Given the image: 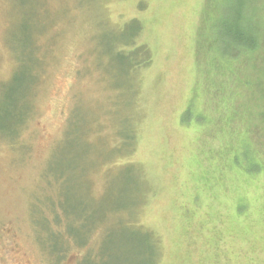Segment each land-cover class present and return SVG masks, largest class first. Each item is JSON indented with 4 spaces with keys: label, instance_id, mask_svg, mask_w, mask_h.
Instances as JSON below:
<instances>
[{
    "label": "rangeland",
    "instance_id": "rangeland-1",
    "mask_svg": "<svg viewBox=\"0 0 264 264\" xmlns=\"http://www.w3.org/2000/svg\"><path fill=\"white\" fill-rule=\"evenodd\" d=\"M237 11L256 44L227 72L216 38ZM142 45L150 63L129 71L140 56L121 52ZM13 55L27 96L43 78L21 132L0 139V264H52L38 225L66 234L59 191L93 219L60 264L99 251L143 264L126 224L156 238L155 264H264V0H0V110ZM132 127L123 151L117 133ZM126 166L143 186L135 209Z\"/></svg>",
    "mask_w": 264,
    "mask_h": 264
},
{
    "label": "trees",
    "instance_id": "trees-1",
    "mask_svg": "<svg viewBox=\"0 0 264 264\" xmlns=\"http://www.w3.org/2000/svg\"><path fill=\"white\" fill-rule=\"evenodd\" d=\"M43 8L44 5L42 4L41 11H43ZM241 23L242 22L238 11L236 13L227 15V17L225 16V18L222 21V26H221L222 29L220 31V34L219 36L217 35L219 38H216V41L220 43L219 51H221L222 56L225 60L224 63L227 72L229 71L232 72L234 60L239 58L240 48H244L245 45H248L251 48L254 47V45L256 44L254 37L250 39L243 38L246 34L250 35L251 32H247V30H245V27H242V25H240ZM50 30L51 29H47L44 32V34L39 35L37 40L35 41L36 47L42 48L43 53H44V49H46L47 47L52 48L49 44V41L54 36L53 34H51ZM132 49L129 48L127 51L121 52L122 54H125L128 57V60L130 59L131 61L133 60V57L136 58V55L140 56V61L139 60L135 62L133 61L132 62L133 64L129 65V71L134 70V68H137L138 65L145 66L150 63L151 59L147 54V51L145 50L146 48L143 45L137 47L135 52L134 51L131 52L130 50ZM11 54L13 53L11 52ZM13 59H14V63L12 67L13 69L11 71L12 72L11 76L7 79L5 86L3 88L5 92H8L6 96L7 103L5 106L4 105L1 106V110H0V139L2 138V140L4 139L6 141L14 140V138L21 132L22 127L25 125V120L28 118V115L30 114L33 107V105H31V101L33 97L32 95H34L33 92L35 90V87L39 85L42 77L40 72L37 71L36 72L37 74H35L34 72L33 77L30 76L31 79H27V83H28L27 86L31 84L27 96L25 90L23 91L21 85L19 86V83L16 81L17 79L19 81V77L22 75V71H21L22 67L20 65L21 60L17 59L19 61L18 63V61L15 60L14 55H13ZM44 72L45 71H43V73ZM24 105L26 106L29 105V107L27 106V112H25L26 114H23ZM201 125L202 124H199V127H201ZM131 131L132 132H129V134L127 135L117 133V136H119V138L121 139V143H120L121 148L119 149L123 148L122 149L123 151H125V149L127 150L130 149V151H132L133 145L135 143V135L133 134L134 133L133 127L131 128ZM242 150H243L242 148H239V150L236 151V153L231 158L232 163L234 162L235 164V162L240 157L239 154L237 153H242V155L244 156L245 153H243L244 151ZM221 170H223V168ZM241 170L243 171V169ZM120 171L127 172L129 174L133 173L135 175L134 181L137 183L136 186L137 192L139 190L137 194V200L135 202V207H133L135 209L140 205L139 203L143 201L140 199L141 195L143 194V192H141L143 186H141V181H139L138 174L136 170L132 168V166L123 167L120 169ZM243 172L245 173L246 171L244 170ZM59 193L61 194V191H59ZM60 194H58L60 196V200H59L60 211L63 219H66L67 221L66 225L67 223H69L66 229V234L62 236V234L60 235L59 233L50 231L48 226L45 224L44 218L41 225H38L40 227L39 231L41 233L39 236L40 242L42 241L41 247H43L46 253L50 255L51 259L53 260L52 264H60V262H63L65 258L68 256L67 253L68 241L70 243L73 242L79 248L84 249L85 247H87V243H88L87 238L92 231V229H90V226H92L93 219L89 214V212L86 211L88 206L86 205L82 207L80 204H77L78 211L74 214L76 207H73L70 203H63L62 205L64 199H62V196ZM130 213H132V210H130ZM81 220H83L82 224H80ZM76 222H78L79 224L78 226L75 225ZM124 224H126V222ZM119 225L121 224L119 223L118 226ZM126 226L129 227L130 229H135L136 231L139 232V234L141 233L140 245L143 247L145 251L143 253L145 262L143 264H155L158 257L156 238H154V236L147 230H142L143 228L141 227H137L134 225L129 226L128 224H126ZM69 227L73 229H68ZM76 234L79 236H77ZM110 236L111 234L110 235L108 234L104 237L103 239L104 241L101 243L103 245L100 246V248H105V243L107 239L110 238ZM77 237L78 239H76ZM104 254L105 253L99 251L97 255L95 254L91 255L88 252V254L80 257V259L77 262H75V264H105L106 258L104 257ZM152 257L153 259H151Z\"/></svg>",
    "mask_w": 264,
    "mask_h": 264
}]
</instances>
